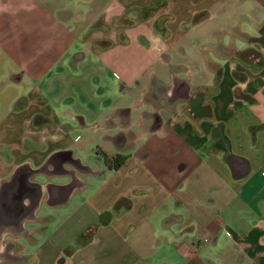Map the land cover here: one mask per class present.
I'll use <instances>...</instances> for the list:
<instances>
[{
    "label": "crops",
    "instance_id": "crops-1",
    "mask_svg": "<svg viewBox=\"0 0 264 264\" xmlns=\"http://www.w3.org/2000/svg\"><path fill=\"white\" fill-rule=\"evenodd\" d=\"M0 106V264H264V0H0Z\"/></svg>",
    "mask_w": 264,
    "mask_h": 264
},
{
    "label": "rangeland",
    "instance_id": "rangeland-1",
    "mask_svg": "<svg viewBox=\"0 0 264 264\" xmlns=\"http://www.w3.org/2000/svg\"><path fill=\"white\" fill-rule=\"evenodd\" d=\"M65 1L69 5L72 3L73 0H65ZM97 26L101 27L103 30H107L110 25L101 22ZM87 35L86 37H84V42L85 44L89 46L91 45L93 47L96 44V41L95 39L93 40V38L90 35L89 36ZM107 42H108L107 40H100L98 43L100 46L101 45L103 46L107 44ZM81 74L79 71L75 73L74 76H71V77H74V79H76V77L77 79H82V76L87 77V74L86 75L84 73H81ZM71 77L68 76V78H66L67 79L66 85H70L69 87L64 85V87H67V88L56 90L54 91L53 94H50L49 91L40 90V92L43 95V99L49 103L48 108L50 109L51 112L52 111L54 112L55 114L54 117L65 119L63 120V123H67L69 125H76L77 120L74 118H69L70 114L64 115V114H59V113L61 111L62 112L69 111L70 113H72L73 116H76L77 114L79 115V113L80 114L84 113L83 111L84 109H87L89 110V112H91L93 109L99 108V107L95 106V102L92 99L91 100L86 99L87 98L85 95L86 91L81 89L78 83L73 82ZM62 79H63V82L61 83L64 84L65 82L64 78ZM74 84H76V86ZM49 94L51 95L52 99L48 96ZM79 97L83 99L78 100ZM50 99L52 102H50ZM58 100H61V101L59 102ZM77 103L79 104V106H75V104ZM6 111H7L6 107L0 106V113L3 114ZM77 133L74 135H69L70 139L72 140L73 137L77 135L78 137L75 139L76 141L75 143L80 144L84 142L86 153L84 155L80 154L79 156L84 157V163H86L87 165L93 166V162H91L90 160H86V158L93 157L95 154L100 155L101 153L98 152L99 148L96 147L95 144H92L91 142H89V141H92L91 138L89 139L85 138V135L90 134V129L89 130L86 129L85 131H79V133L78 134ZM75 143H71L69 144V146H74ZM55 181L56 179L54 178L51 179V182H55ZM56 209L47 211L45 219L43 218L44 220L40 219L39 222L37 221L36 223H34L36 228L41 225H44V228L42 229L44 231H54V229H61L62 227L67 228L69 226L71 219H67V221L65 220L61 222V220L57 217V214L55 213ZM6 231H9V230H6ZM6 231L4 230L5 233H0V248L3 249V252L0 253V259L5 260V261L6 259L8 260L18 259L19 260V259L26 258V253H25V250H23V247H25V245L28 242H31V243L33 242L32 237H36L37 240L41 238V234L38 236L33 231L27 232V231L22 230L19 233L18 232L10 233ZM57 262H59V259Z\"/></svg>",
    "mask_w": 264,
    "mask_h": 264
},
{
    "label": "trees",
    "instance_id": "trees-1",
    "mask_svg": "<svg viewBox=\"0 0 264 264\" xmlns=\"http://www.w3.org/2000/svg\"><path fill=\"white\" fill-rule=\"evenodd\" d=\"M102 157L104 162L107 164V166H109L112 169L118 168L125 160V156L119 154L109 156L103 153Z\"/></svg>",
    "mask_w": 264,
    "mask_h": 264
},
{
    "label": "clouds",
    "instance_id": "clouds-1",
    "mask_svg": "<svg viewBox=\"0 0 264 264\" xmlns=\"http://www.w3.org/2000/svg\"><path fill=\"white\" fill-rule=\"evenodd\" d=\"M3 252V249L2 248H0V253H2Z\"/></svg>",
    "mask_w": 264,
    "mask_h": 264
}]
</instances>
